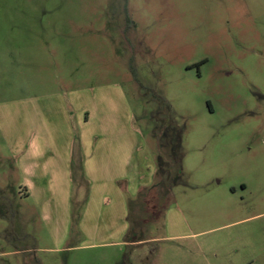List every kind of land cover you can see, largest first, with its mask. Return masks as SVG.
<instances>
[{"label": "rangeland", "instance_id": "rangeland-1", "mask_svg": "<svg viewBox=\"0 0 264 264\" xmlns=\"http://www.w3.org/2000/svg\"><path fill=\"white\" fill-rule=\"evenodd\" d=\"M61 106L50 196L18 161ZM82 133L137 185L85 174ZM0 264H264V0H0Z\"/></svg>", "mask_w": 264, "mask_h": 264}, {"label": "crops", "instance_id": "crops-1", "mask_svg": "<svg viewBox=\"0 0 264 264\" xmlns=\"http://www.w3.org/2000/svg\"><path fill=\"white\" fill-rule=\"evenodd\" d=\"M87 111V109H83L81 111L82 115ZM52 113L54 117H51L49 121L47 120V123V115H43V118L37 124V132L36 134L34 133V137H30V139L33 140L29 143H26L28 138L27 135L24 146H22L23 148L20 150L21 157L18 161L26 178L33 181L31 182L33 186L36 189L44 190L45 195L50 196H53L51 194V189H55V179L59 176L67 178V176L70 175L69 141L72 139L70 126L64 118V107L61 106L60 109L54 107ZM48 114H50V111ZM83 135L84 133L81 135L82 140L79 147L80 153L84 159L85 174L91 177H97V180L101 182L100 186L102 188L107 187L109 184L108 189L110 191L113 190V188L116 189V193L119 196H122V190L118 186L119 182L135 179L136 184L128 185V187L131 189L133 186L135 187V185H137V180H139L137 174H140L139 170L142 169L140 166L136 172L134 169L133 172H128L125 163L123 164L122 162L121 164V161H117L116 163L107 161L106 151L103 148L104 141L98 143L87 142L83 140ZM107 145L109 144L105 146ZM108 162L112 165V168H109ZM139 183L140 182H138V184ZM46 201H48L47 204H49L50 209L51 202L50 200ZM124 233L123 231V234Z\"/></svg>", "mask_w": 264, "mask_h": 264}, {"label": "trees", "instance_id": "trees-1", "mask_svg": "<svg viewBox=\"0 0 264 264\" xmlns=\"http://www.w3.org/2000/svg\"><path fill=\"white\" fill-rule=\"evenodd\" d=\"M161 185H163V184H165V182L164 183H160ZM156 188V186H153V187H150V188H148V189H146L145 191L146 192H141V193H139L138 195H137V197L136 198H140V199H144L145 200V204L147 205L148 203H149V205L150 204H152L154 201L152 200V193H153V190ZM167 188H169L170 189V186L169 185H165L164 186V189L166 190ZM167 191V190H166ZM167 194H169V191H167V193H165V195L164 196H167ZM135 200H132L131 198L128 200V209H129V215H128V221H129V223H130V230H129V233H128V235H126L127 237V240H126V243H128V244H132V243H137V242H139L140 240H139V234H138V230L137 229H139L138 227H139V224L137 225V223H136V221L134 222V220L131 218V216H130V214H131V211H132V208H133V202H134ZM162 202V201H161ZM161 202H159V203H161ZM145 205V206H146ZM145 206H144V208H145ZM148 206V205H147ZM152 210H153V212H154V210L155 209H157V205H154L153 206V204H152ZM143 208V209H144ZM143 211V210H142ZM134 228H136V229H134ZM136 238H138V240L136 239Z\"/></svg>", "mask_w": 264, "mask_h": 264}, {"label": "flooded vegetation", "instance_id": "flooded-vegetation-1", "mask_svg": "<svg viewBox=\"0 0 264 264\" xmlns=\"http://www.w3.org/2000/svg\"><path fill=\"white\" fill-rule=\"evenodd\" d=\"M168 184L171 185V184H172V180H170V182H168ZM170 185H169V186H170ZM167 189H168L167 191H169V193L172 191V190H171V186H170V189H169V188H167ZM167 191H166V192H167Z\"/></svg>", "mask_w": 264, "mask_h": 264}]
</instances>
